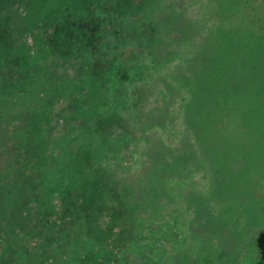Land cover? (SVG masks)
<instances>
[{
	"label": "rangeland",
	"instance_id": "rangeland-1",
	"mask_svg": "<svg viewBox=\"0 0 264 264\" xmlns=\"http://www.w3.org/2000/svg\"><path fill=\"white\" fill-rule=\"evenodd\" d=\"M6 31L0 264H264V0H0Z\"/></svg>",
	"mask_w": 264,
	"mask_h": 264
},
{
	"label": "trees",
	"instance_id": "trees-1",
	"mask_svg": "<svg viewBox=\"0 0 264 264\" xmlns=\"http://www.w3.org/2000/svg\"><path fill=\"white\" fill-rule=\"evenodd\" d=\"M1 1H2V0H1ZM3 1L6 2V3L8 2V0H3ZM0 36H1V37H0V40H1L0 43H1V44L4 43L3 40H2L3 37H4V40H5V38H6L7 36L10 37L9 35H7V31H6L5 33H3V34H0ZM90 39H91V38H90ZM90 39H87V40H90ZM7 43H8V42H7ZM1 44H0V46L2 47ZM70 46H71V45H68V46H67L68 49L65 50V52H66L68 55H71V54H70V52H71V48H70ZM87 47H90V48H91V47H93V44H90V42L87 41ZM3 49H4V47H3ZM69 57H70V56H69Z\"/></svg>",
	"mask_w": 264,
	"mask_h": 264
}]
</instances>
